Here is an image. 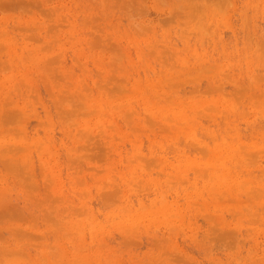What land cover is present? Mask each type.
I'll list each match as a JSON object with an SVG mask.
<instances>
[{
  "label": "rangeland",
  "instance_id": "rangeland-1",
  "mask_svg": "<svg viewBox=\"0 0 264 264\" xmlns=\"http://www.w3.org/2000/svg\"><path fill=\"white\" fill-rule=\"evenodd\" d=\"M0 264H264V0H0Z\"/></svg>",
  "mask_w": 264,
  "mask_h": 264
}]
</instances>
